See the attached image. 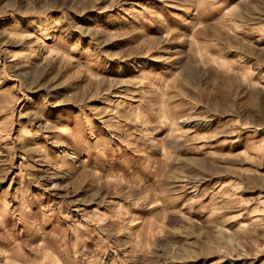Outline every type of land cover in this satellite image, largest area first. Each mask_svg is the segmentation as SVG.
<instances>
[{
  "label": "rangeland",
  "instance_id": "obj_1",
  "mask_svg": "<svg viewBox=\"0 0 264 264\" xmlns=\"http://www.w3.org/2000/svg\"><path fill=\"white\" fill-rule=\"evenodd\" d=\"M0 264H264V0H0Z\"/></svg>",
  "mask_w": 264,
  "mask_h": 264
},
{
  "label": "bare ground",
  "instance_id": "obj_2",
  "mask_svg": "<svg viewBox=\"0 0 264 264\" xmlns=\"http://www.w3.org/2000/svg\"><path fill=\"white\" fill-rule=\"evenodd\" d=\"M38 26H41V25H44L45 23H44V21L43 20H40V21H37V23H36Z\"/></svg>",
  "mask_w": 264,
  "mask_h": 264
}]
</instances>
